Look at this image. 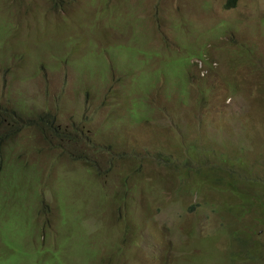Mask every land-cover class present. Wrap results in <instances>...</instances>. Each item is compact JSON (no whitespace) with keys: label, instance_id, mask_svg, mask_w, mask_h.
Wrapping results in <instances>:
<instances>
[{"label":"rangeland","instance_id":"obj_1","mask_svg":"<svg viewBox=\"0 0 264 264\" xmlns=\"http://www.w3.org/2000/svg\"><path fill=\"white\" fill-rule=\"evenodd\" d=\"M226 3L0 0V264H264V0Z\"/></svg>","mask_w":264,"mask_h":264},{"label":"trees","instance_id":"obj_2","mask_svg":"<svg viewBox=\"0 0 264 264\" xmlns=\"http://www.w3.org/2000/svg\"><path fill=\"white\" fill-rule=\"evenodd\" d=\"M237 0H227V6H233L234 4H235V2H236ZM11 118H12V116H11ZM241 171L242 172H244L245 173V171H244V169H242V170H240V171H237L234 175H237V176H235V178H234V182H233V185H232V187L233 188H236V186H237V184H238V182L240 181V173H241ZM246 175L244 174V179L246 178L245 177ZM231 182V180L229 181L228 179L226 180V183H230ZM261 223H264V219L263 220H261L260 221ZM247 251H248V254H251V253H255V252H259V253H261L262 255H263V257H264V248H260V247H257L256 246V248L254 247V249H251V247H248L247 248ZM247 254V253H246ZM230 256H231V259H235V258H237V256L235 255V254H231L230 253ZM242 257V256H241ZM246 258V257H245ZM231 264H234V263H231Z\"/></svg>","mask_w":264,"mask_h":264},{"label":"clouds","instance_id":"obj_3","mask_svg":"<svg viewBox=\"0 0 264 264\" xmlns=\"http://www.w3.org/2000/svg\"><path fill=\"white\" fill-rule=\"evenodd\" d=\"M13 102H14V100H13ZM13 102H12V103H13ZM255 159L258 160L257 158H254L253 161H254ZM260 165H261V161L258 160V168H256V169H259V168H260ZM256 169H255V170H256ZM254 174H256V177L258 178V174H257V173H253V174H251V175H246V174H245V175H246L245 177L247 178V176H254ZM221 214H222V212L220 213V216H221ZM261 220H263V219H257L258 226H259V223H260V224H263V223L260 222ZM250 227H251V228H254L253 226H250ZM259 228H261V227L259 226ZM261 229H262V228H261ZM250 241H253V236H250ZM250 241H248V245H249V247H250V244H249ZM253 243H254V241H253ZM254 247L256 248L255 245H254ZM257 247H259V246H257ZM260 248H264V247H260ZM262 260H263V262H264V257H262ZM230 264H231V263H230Z\"/></svg>","mask_w":264,"mask_h":264}]
</instances>
